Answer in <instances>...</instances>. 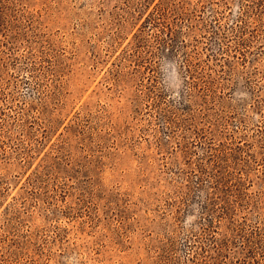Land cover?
<instances>
[{
    "label": "rangeland",
    "instance_id": "1",
    "mask_svg": "<svg viewBox=\"0 0 264 264\" xmlns=\"http://www.w3.org/2000/svg\"><path fill=\"white\" fill-rule=\"evenodd\" d=\"M0 264H264V0H0Z\"/></svg>",
    "mask_w": 264,
    "mask_h": 264
}]
</instances>
